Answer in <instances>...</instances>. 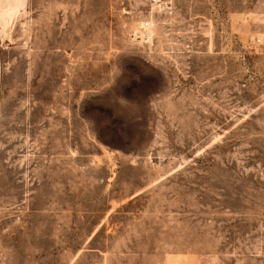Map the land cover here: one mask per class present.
Here are the masks:
<instances>
[{
	"label": "rangeland",
	"instance_id": "obj_1",
	"mask_svg": "<svg viewBox=\"0 0 264 264\" xmlns=\"http://www.w3.org/2000/svg\"><path fill=\"white\" fill-rule=\"evenodd\" d=\"M166 1L0 18V264H264V0Z\"/></svg>",
	"mask_w": 264,
	"mask_h": 264
},
{
	"label": "built area",
	"instance_id": "obj_2",
	"mask_svg": "<svg viewBox=\"0 0 264 264\" xmlns=\"http://www.w3.org/2000/svg\"><path fill=\"white\" fill-rule=\"evenodd\" d=\"M150 6H156L158 8L163 7L166 4V0H147ZM151 38V35L149 36L148 31V24L147 21L144 22L143 25H140L137 29L133 30L130 34V39L142 41L144 43H147L149 39ZM256 42H259L257 39Z\"/></svg>",
	"mask_w": 264,
	"mask_h": 264
},
{
	"label": "bare ground",
	"instance_id": "obj_3",
	"mask_svg": "<svg viewBox=\"0 0 264 264\" xmlns=\"http://www.w3.org/2000/svg\"><path fill=\"white\" fill-rule=\"evenodd\" d=\"M20 0H0V18L3 19L6 15H11L18 10Z\"/></svg>",
	"mask_w": 264,
	"mask_h": 264
}]
</instances>
